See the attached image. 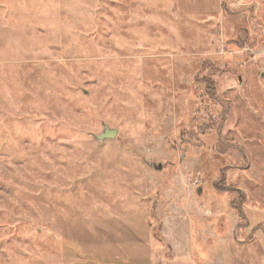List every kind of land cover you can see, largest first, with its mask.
I'll return each mask as SVG.
<instances>
[{"label": "rangeland", "instance_id": "1", "mask_svg": "<svg viewBox=\"0 0 264 264\" xmlns=\"http://www.w3.org/2000/svg\"><path fill=\"white\" fill-rule=\"evenodd\" d=\"M169 213L264 264V0H0V264H144Z\"/></svg>", "mask_w": 264, "mask_h": 264}, {"label": "crops", "instance_id": "2", "mask_svg": "<svg viewBox=\"0 0 264 264\" xmlns=\"http://www.w3.org/2000/svg\"><path fill=\"white\" fill-rule=\"evenodd\" d=\"M165 217V218H164ZM163 219L162 238H165V233L170 234L169 230L177 228L180 229L182 235L174 237L171 234L167 245L163 244L160 238L150 234L149 225L145 227V234L142 237H126V241L131 244V251L135 252L132 260H144V264H160L161 258L168 256L170 261L174 264H206L200 261L198 251L190 247L188 239H190L189 229L186 227L182 230L181 224H189L186 216L181 214H168L161 217ZM165 228L167 231H165ZM165 236V237H164ZM167 238V237H166ZM166 241V239H165ZM168 246L171 248L168 250ZM111 258V257H110Z\"/></svg>", "mask_w": 264, "mask_h": 264}, {"label": "water", "instance_id": "3", "mask_svg": "<svg viewBox=\"0 0 264 264\" xmlns=\"http://www.w3.org/2000/svg\"><path fill=\"white\" fill-rule=\"evenodd\" d=\"M117 133V130L115 128H110L108 125H103V129L99 134H94V137L101 141H105L106 139H113ZM157 168H161V164L159 163L157 165Z\"/></svg>", "mask_w": 264, "mask_h": 264}]
</instances>
